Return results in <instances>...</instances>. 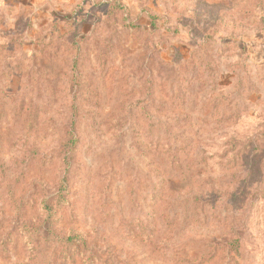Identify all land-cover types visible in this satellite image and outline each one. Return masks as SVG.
Wrapping results in <instances>:
<instances>
[{
  "label": "rangeland",
  "instance_id": "obj_1",
  "mask_svg": "<svg viewBox=\"0 0 264 264\" xmlns=\"http://www.w3.org/2000/svg\"><path fill=\"white\" fill-rule=\"evenodd\" d=\"M0 264H264V0H0Z\"/></svg>",
  "mask_w": 264,
  "mask_h": 264
},
{
  "label": "trees",
  "instance_id": "obj_2",
  "mask_svg": "<svg viewBox=\"0 0 264 264\" xmlns=\"http://www.w3.org/2000/svg\"><path fill=\"white\" fill-rule=\"evenodd\" d=\"M75 106V102L73 103V108ZM71 127L68 129L67 132V141L65 144L62 145L65 159H66V153L72 154L75 150V144L78 141V137L76 136V123L75 120L70 122ZM74 155V154H73ZM69 164V162H67ZM67 171L68 166H67ZM64 184H66V181L62 180V186L58 190L57 195H59V202H56L54 199V196L49 198H44V200L41 202V214L42 216H38L36 219L35 224H31L28 221L22 223V230L23 232L28 236L30 240L34 238L40 237V234L45 236V242H48L50 245L52 243H58L56 244L58 247H64L67 250L72 249L73 247L78 248L85 243V239L81 237V234L73 232V234L70 235H61L58 232H56V229L54 228V221H53V215L57 212V209L60 207V203L63 202V198H65L68 194V188L66 185V188L64 187ZM38 236V237H37ZM81 248V247H80ZM79 248V249H80ZM65 254L69 255V251H64Z\"/></svg>",
  "mask_w": 264,
  "mask_h": 264
}]
</instances>
